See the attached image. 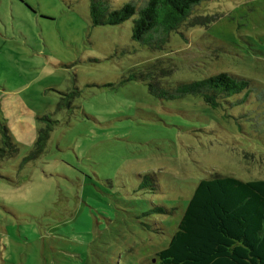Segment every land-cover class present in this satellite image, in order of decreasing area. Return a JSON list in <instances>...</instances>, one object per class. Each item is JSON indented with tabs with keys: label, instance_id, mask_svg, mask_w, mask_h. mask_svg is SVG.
Returning a JSON list of instances; mask_svg holds the SVG:
<instances>
[{
	"label": "rangeland",
	"instance_id": "374dc122",
	"mask_svg": "<svg viewBox=\"0 0 264 264\" xmlns=\"http://www.w3.org/2000/svg\"><path fill=\"white\" fill-rule=\"evenodd\" d=\"M90 1L0 0V124L19 148L0 160V264L157 262L200 180L264 179V0L202 2L191 16L202 23L163 50L133 41L132 19L94 25ZM129 1L146 0L110 3ZM160 57L156 81L226 72L253 92L215 107L159 98L138 75ZM65 93L73 106L58 109ZM37 115L58 122L22 164L50 122ZM147 173L154 192L138 189Z\"/></svg>",
	"mask_w": 264,
	"mask_h": 264
},
{
	"label": "trees",
	"instance_id": "16d2710c",
	"mask_svg": "<svg viewBox=\"0 0 264 264\" xmlns=\"http://www.w3.org/2000/svg\"><path fill=\"white\" fill-rule=\"evenodd\" d=\"M205 1L208 0H146L142 5L129 1L113 8L110 0H91L89 15L94 25H119L132 19V40L151 50H163L171 33L186 25L202 23L196 16H191L194 9ZM165 59L157 58L144 74L138 75L148 82L150 92L159 98L174 100L198 95L215 107L220 98L239 93L244 94L238 102H247L253 92L248 79L226 72L176 82L175 85L163 83L159 78L156 81V70L165 66ZM136 77L133 73L129 79ZM72 98L70 93H65L59 98L57 108L72 107ZM224 101L230 102L228 99ZM37 119L50 122L37 127L35 141L22 164L37 159L44 152L54 124L58 122L46 115H37ZM0 137V160L18 153V145L13 143L6 124H0ZM153 175L144 174L138 189L154 192L157 184ZM153 210L169 212L162 207ZM156 255L157 262L151 261L150 264H264V179L245 181L233 175L215 173L200 180L178 229L168 246Z\"/></svg>",
	"mask_w": 264,
	"mask_h": 264
}]
</instances>
